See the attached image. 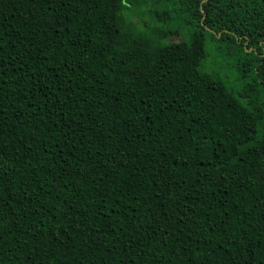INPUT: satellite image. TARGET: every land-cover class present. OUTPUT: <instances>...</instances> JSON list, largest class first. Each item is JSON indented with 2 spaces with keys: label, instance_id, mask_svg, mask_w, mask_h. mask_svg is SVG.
Wrapping results in <instances>:
<instances>
[{
  "label": "trees",
  "instance_id": "trees-1",
  "mask_svg": "<svg viewBox=\"0 0 264 264\" xmlns=\"http://www.w3.org/2000/svg\"><path fill=\"white\" fill-rule=\"evenodd\" d=\"M170 1L0 0V264H264V0Z\"/></svg>",
  "mask_w": 264,
  "mask_h": 264
},
{
  "label": "rangeland",
  "instance_id": "rangeland-1",
  "mask_svg": "<svg viewBox=\"0 0 264 264\" xmlns=\"http://www.w3.org/2000/svg\"><path fill=\"white\" fill-rule=\"evenodd\" d=\"M123 16L127 22L131 21L135 26L134 31L141 33L143 35L151 34L155 31L167 30V25L160 20L158 15L164 11H170L177 7L170 0H123ZM178 10V9H177ZM169 16V17H168ZM166 20H170L174 26L179 29H185V17L178 15L175 11H170V13L165 17ZM164 20V19H163ZM135 33V32H134ZM184 34H174L169 37V41H179L182 39ZM210 35H208L207 49L210 52ZM210 61L208 58L204 62L207 64ZM222 74H230L229 71H222Z\"/></svg>",
  "mask_w": 264,
  "mask_h": 264
},
{
  "label": "water",
  "instance_id": "water-1",
  "mask_svg": "<svg viewBox=\"0 0 264 264\" xmlns=\"http://www.w3.org/2000/svg\"><path fill=\"white\" fill-rule=\"evenodd\" d=\"M211 31H213L214 32V30L213 29H211V28H209Z\"/></svg>",
  "mask_w": 264,
  "mask_h": 264
}]
</instances>
